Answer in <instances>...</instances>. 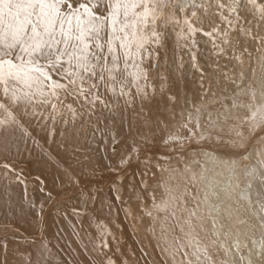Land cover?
<instances>
[{
	"label": "snow or ice",
	"instance_id": "snow-or-ice-1",
	"mask_svg": "<svg viewBox=\"0 0 264 264\" xmlns=\"http://www.w3.org/2000/svg\"><path fill=\"white\" fill-rule=\"evenodd\" d=\"M170 37L199 73L191 95L184 55H167ZM13 152H38L61 187L100 169L119 183L108 202L90 192L72 209L73 243L59 247L41 228L44 203L28 201L34 225L22 203L28 226L3 225L0 264H128L120 238L102 222L90 231L88 213L99 201L111 214L125 191L148 193L156 172L169 173L156 184L166 198L151 192L152 209L142 198L139 207L175 221L181 236L162 250L173 261L264 264V0H0V184L22 185L23 202ZM189 154L203 160L191 161L198 171Z\"/></svg>",
	"mask_w": 264,
	"mask_h": 264
},
{
	"label": "bare ground",
	"instance_id": "bare-ground-1",
	"mask_svg": "<svg viewBox=\"0 0 264 264\" xmlns=\"http://www.w3.org/2000/svg\"><path fill=\"white\" fill-rule=\"evenodd\" d=\"M203 44V41H200ZM169 48L167 55L169 57L179 58L181 54L184 55V61L186 65L185 76L187 78L188 88L191 90L189 95L196 91L198 88L199 73L192 70L188 65V56L186 53H182L181 41L177 43L175 37L169 38ZM179 75V73H177ZM184 84L181 82V88L183 89ZM159 99V97H157ZM161 111H163V104L161 103ZM206 116H202V122H205ZM125 132H127V126H125ZM227 129H225V133ZM160 132H157L159 135ZM59 136H57V141ZM131 142V140L129 141ZM55 145H53V148ZM191 147V146H190ZM162 151H164L162 149ZM251 151V149H250ZM169 155L171 153H168ZM104 153L101 152V156ZM8 162L16 166L17 171L23 173V177L27 180V196L26 199L21 201V193L23 186H17L11 184L8 187L7 193H4L3 184H0V230H2L5 224H19L21 228H26L28 225L23 223L21 219V204L23 203V211L26 214L25 219L35 224L33 219L32 211L28 207V201L31 200L38 206L40 203H44V215L43 223L41 228L44 231L47 239L51 242V245H64L66 243H73L74 234L71 232L69 225L75 222L73 217L72 209L75 207H82V199L87 197L91 193H96L106 202L110 200L109 188L113 183H119L118 181H112L113 173L105 169H100L95 174L89 172L87 176L83 177V183L80 185L68 184L64 182L63 187L60 186V182L54 184L58 176V171L55 166H49L45 164L39 157L38 152H33L30 156L28 153H22L20 156L13 155L8 157ZM193 159H200L201 163L203 160L199 157H192L191 154L185 156L184 163L190 164L193 170L198 171L199 165L192 163ZM4 157L0 156V162H3ZM71 162V159L69 160ZM156 161H153V164ZM164 164V161H161ZM171 164L173 167H180L183 172V165L178 164L176 160H172ZM75 166V165H73ZM143 167V164L140 166ZM208 168H213L212 164H207ZM0 171H3L0 169ZM155 172V169H153ZM216 172L220 171V168L215 169ZM213 173H209L212 175ZM41 176L44 183H40L36 180L37 176ZM169 176L168 172H156V179L151 176L147 177L150 187L148 193L154 192L156 202L159 203L162 198L165 197L164 189L156 187L157 181L167 179ZM221 178V177H217ZM186 179V177L184 178ZM177 182H183L180 178L169 181V184L174 186ZM6 184L7 182H3ZM44 188L46 191L41 192L40 189ZM52 192V199L46 200V192ZM192 195L197 197L195 187L191 188ZM148 193H140V197L131 196L130 193L125 191L123 194V200L125 204H114V208L111 214L107 210L105 205L101 209L99 201L96 203V211L89 212L88 215L93 217V227L90 229L93 233L97 227L98 222H102L108 225L109 228L120 238L121 244L119 247L123 249L125 255L129 257L128 264H137V260L132 258V253L135 252V256L139 258V264H179V257L176 261H173L162 250L166 247V241L171 242L173 236H181L178 228H173L175 224L174 220H165L163 213L154 212L156 216L155 220L150 219L147 215L141 212L139 204L141 198L143 199L145 212L152 209V201L148 198ZM194 203V201H193ZM91 207V205L89 206ZM125 207L130 208L134 219L127 218L125 216ZM67 213V219H64V214ZM178 217L186 216V213L177 212ZM182 222V219H181ZM122 225L123 231L118 230L117 225ZM0 231V235H2ZM256 238L259 239V232H257ZM243 239V238H242ZM59 241V243H58ZM115 247V245H113ZM75 248V244H73ZM143 251L144 255H141ZM63 255V249H61ZM53 255H56L55 249ZM123 259V257H120Z\"/></svg>",
	"mask_w": 264,
	"mask_h": 264
},
{
	"label": "rangeland",
	"instance_id": "rangeland-1",
	"mask_svg": "<svg viewBox=\"0 0 264 264\" xmlns=\"http://www.w3.org/2000/svg\"><path fill=\"white\" fill-rule=\"evenodd\" d=\"M112 181H113V179H112Z\"/></svg>",
	"mask_w": 264,
	"mask_h": 264
}]
</instances>
